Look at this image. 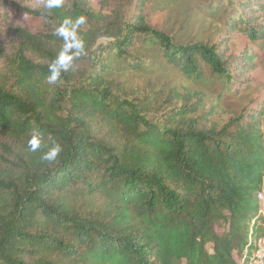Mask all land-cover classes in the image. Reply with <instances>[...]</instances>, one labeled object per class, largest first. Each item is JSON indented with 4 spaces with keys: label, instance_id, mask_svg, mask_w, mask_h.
Returning a JSON list of instances; mask_svg holds the SVG:
<instances>
[{
    "label": "trees",
    "instance_id": "trees-1",
    "mask_svg": "<svg viewBox=\"0 0 264 264\" xmlns=\"http://www.w3.org/2000/svg\"><path fill=\"white\" fill-rule=\"evenodd\" d=\"M29 1L0 4L14 41L0 43V264H247L264 237V96L230 103L258 83L264 0H200L219 38L188 44L148 21L149 0L128 18L130 0ZM168 68L179 85L115 78Z\"/></svg>",
    "mask_w": 264,
    "mask_h": 264
},
{
    "label": "rangeland",
    "instance_id": "rangeland-1",
    "mask_svg": "<svg viewBox=\"0 0 264 264\" xmlns=\"http://www.w3.org/2000/svg\"><path fill=\"white\" fill-rule=\"evenodd\" d=\"M11 1L21 2V0H0V4L10 3ZM136 1L130 0L125 9L124 17L128 18L136 11ZM28 7L38 8L43 5L42 0H30L25 3ZM148 6L149 15L148 21L158 24L159 27L164 28L167 32L175 36L177 42L188 44L197 41H209L211 43L217 42L220 31L218 29L216 18L212 17L209 11L204 10V2L200 0H149ZM14 22L24 25L29 28L38 27L39 23L25 16H18L14 18ZM9 25L0 17V43L3 49H9L14 44L13 33L8 28ZM110 40H101L99 45L105 46ZM244 41L236 42L233 44V50L242 47ZM2 61L0 60V67ZM175 69L168 68L161 73H153L144 77H129L126 75L118 74L116 79L126 83L128 88L139 87L142 90L157 88H169L181 83V79L177 78ZM258 77L256 86L247 91L243 96L235 102H231L235 110L251 105L254 101L264 96V58L258 74L250 75L249 78ZM169 85V86H168ZM205 84H198V89L202 88ZM264 215V195L262 198ZM253 255V249L251 250Z\"/></svg>",
    "mask_w": 264,
    "mask_h": 264
},
{
    "label": "clouds",
    "instance_id": "clouds-1",
    "mask_svg": "<svg viewBox=\"0 0 264 264\" xmlns=\"http://www.w3.org/2000/svg\"><path fill=\"white\" fill-rule=\"evenodd\" d=\"M61 0H47V4L46 7L48 8H52V7H58L60 5ZM67 23V22H66ZM59 33L61 35H64V29L61 28L59 30ZM77 47H79V45H77ZM58 67L57 66H53L52 68V76L50 77L49 82L50 83H55L59 74H60V70H64L67 71L69 66H70V62L65 60L64 56L61 55V57L58 60ZM38 133L35 134L33 136V138L29 141V147L31 148L32 151H36L37 148L39 147V139H38ZM61 151V148L59 145H54L47 153L44 154V156L42 157L44 160H48V161H52L54 160L59 152Z\"/></svg>",
    "mask_w": 264,
    "mask_h": 264
},
{
    "label": "built area",
    "instance_id": "built-area-1",
    "mask_svg": "<svg viewBox=\"0 0 264 264\" xmlns=\"http://www.w3.org/2000/svg\"><path fill=\"white\" fill-rule=\"evenodd\" d=\"M262 198L263 194H260V199L262 200ZM255 246L256 250L247 264H264V237L260 238Z\"/></svg>",
    "mask_w": 264,
    "mask_h": 264
}]
</instances>
